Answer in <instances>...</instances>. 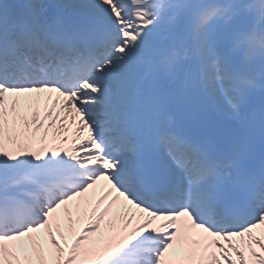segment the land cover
Here are the masks:
<instances>
[{"label": "snow or ice", "instance_id": "6c2138e0", "mask_svg": "<svg viewBox=\"0 0 264 264\" xmlns=\"http://www.w3.org/2000/svg\"><path fill=\"white\" fill-rule=\"evenodd\" d=\"M0 264H264V0H0Z\"/></svg>", "mask_w": 264, "mask_h": 264}, {"label": "bare ground", "instance_id": "6f19581e", "mask_svg": "<svg viewBox=\"0 0 264 264\" xmlns=\"http://www.w3.org/2000/svg\"><path fill=\"white\" fill-rule=\"evenodd\" d=\"M72 208H73V215L76 216V209H75V207H72ZM61 215H62L63 217L65 216L64 213H62ZM82 223H83V221H82Z\"/></svg>", "mask_w": 264, "mask_h": 264}, {"label": "rangeland", "instance_id": "374dc122", "mask_svg": "<svg viewBox=\"0 0 264 264\" xmlns=\"http://www.w3.org/2000/svg\"><path fill=\"white\" fill-rule=\"evenodd\" d=\"M62 220H65L66 221V217L65 218H62ZM65 226L67 227V224H65ZM77 229H79L78 227H76Z\"/></svg>", "mask_w": 264, "mask_h": 264}]
</instances>
